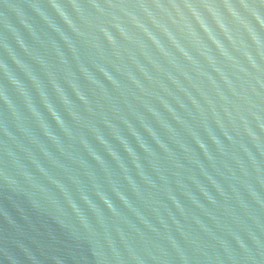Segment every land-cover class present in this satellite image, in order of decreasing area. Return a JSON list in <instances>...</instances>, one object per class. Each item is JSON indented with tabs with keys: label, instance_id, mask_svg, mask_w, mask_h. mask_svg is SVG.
<instances>
[{
	"label": "water",
	"instance_id": "water-1",
	"mask_svg": "<svg viewBox=\"0 0 264 264\" xmlns=\"http://www.w3.org/2000/svg\"><path fill=\"white\" fill-rule=\"evenodd\" d=\"M0 264H264V0H0Z\"/></svg>",
	"mask_w": 264,
	"mask_h": 264
}]
</instances>
